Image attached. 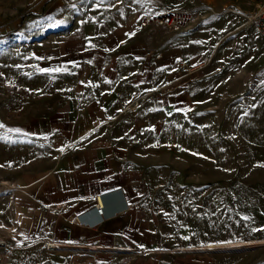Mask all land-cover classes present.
<instances>
[{"label": "rangeland", "instance_id": "obj_1", "mask_svg": "<svg viewBox=\"0 0 264 264\" xmlns=\"http://www.w3.org/2000/svg\"><path fill=\"white\" fill-rule=\"evenodd\" d=\"M262 4L0 0V182L17 189L16 177L48 156L20 133L29 119L58 101L35 98L31 89L45 94L43 64L58 62L70 38L81 40L83 49L87 36L98 53L120 37L121 49L133 48L134 75L149 80L143 111L149 126L133 132L162 141L167 170L175 174L168 179L167 204L182 201L181 215L173 220V246L148 263L264 264V245L223 248L264 238V31L248 19ZM159 13L178 14L181 25H139L142 16ZM2 206L0 231L8 242L0 249V264H50L46 248L6 225ZM50 241L57 245L51 251L61 248ZM208 245L217 248L192 250Z\"/></svg>", "mask_w": 264, "mask_h": 264}, {"label": "crops", "instance_id": "obj_2", "mask_svg": "<svg viewBox=\"0 0 264 264\" xmlns=\"http://www.w3.org/2000/svg\"><path fill=\"white\" fill-rule=\"evenodd\" d=\"M121 40L94 53L87 36L83 49L70 38L58 62L43 64L45 94L31 86L35 98L58 100L20 131L48 156L16 177L17 189L0 202L6 225L21 238L42 249L50 240L62 245L45 249L50 264H149L174 243L182 201L169 207L166 195L175 174L162 141L134 134L149 126L143 115L149 80L134 75L133 48L121 49ZM99 198L100 221L92 210ZM77 215L97 223L73 222Z\"/></svg>", "mask_w": 264, "mask_h": 264}, {"label": "built area", "instance_id": "obj_3", "mask_svg": "<svg viewBox=\"0 0 264 264\" xmlns=\"http://www.w3.org/2000/svg\"><path fill=\"white\" fill-rule=\"evenodd\" d=\"M248 19L251 22H254L257 25V28L261 31H264V4L258 5L256 10L251 12L248 16ZM139 25L141 27H166V28H178L181 25V21L179 19L178 14H168V13H159L155 15H145L140 18ZM4 183V184H2ZM16 187L14 185H8L7 183L1 181L0 182V194L13 190ZM100 204L97 202L93 207L92 210L95 214V216L98 218V221H100L103 218V215L105 214V208H104V202L101 198ZM73 222L86 224L87 226H94L97 222H88L87 220L83 219L80 215L75 216L72 219ZM4 231H0V249H4L7 246L8 242V236ZM54 242L46 241L45 248L47 250H52L57 246Z\"/></svg>", "mask_w": 264, "mask_h": 264}, {"label": "bare ground", "instance_id": "obj_4", "mask_svg": "<svg viewBox=\"0 0 264 264\" xmlns=\"http://www.w3.org/2000/svg\"><path fill=\"white\" fill-rule=\"evenodd\" d=\"M258 245H264V238L252 239V240H246V241H240V242H230V243L223 245V248L233 249V248H242V247L243 248L252 247V246H258ZM52 246H56V245L52 244ZM212 248H217V246L208 245L204 247H195V248H192V250H207V249H212ZM116 250H127V249L121 248V249H116Z\"/></svg>", "mask_w": 264, "mask_h": 264}, {"label": "snow or ice", "instance_id": "obj_5", "mask_svg": "<svg viewBox=\"0 0 264 264\" xmlns=\"http://www.w3.org/2000/svg\"><path fill=\"white\" fill-rule=\"evenodd\" d=\"M0 127H2V125H0Z\"/></svg>", "mask_w": 264, "mask_h": 264}]
</instances>
